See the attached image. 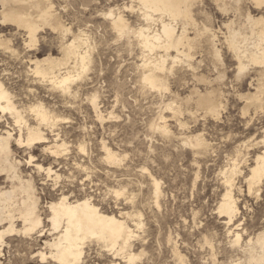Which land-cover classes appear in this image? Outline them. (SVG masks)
<instances>
[{"label": "rangeland", "instance_id": "1", "mask_svg": "<svg viewBox=\"0 0 264 264\" xmlns=\"http://www.w3.org/2000/svg\"><path fill=\"white\" fill-rule=\"evenodd\" d=\"M44 2L70 32L64 34L45 25L37 33L36 45L29 46L24 28L3 22L0 5V79L15 94L14 100L29 123L36 120L28 106L39 100L62 118L54 133H59L58 141L64 140L67 149L59 157L44 151L46 145L55 142L50 129L45 130L49 139L45 145L31 149L13 146L15 157L22 161L21 175L33 180L41 197L44 220L31 235H7L0 264H56L43 262L40 251L49 253L45 241L56 235L46 206L62 193L72 199L91 198L107 213L142 214L144 225L138 230L130 218H125L134 230L130 250L138 256L131 264H179L175 247L186 264L243 260L241 248L233 244L235 232L241 234L243 245L264 229V178L252 189L248 182L251 167L263 149L264 92L259 104L247 98L256 92V79L263 67L246 60L247 69L240 72L235 51L225 39L229 35L225 24L232 21L233 28L250 34L247 14L264 17V4L258 7L252 0H241L240 4L236 0H199L192 12L196 24L187 26L188 33L198 39L191 52L193 58H189L193 62L188 64L182 56L176 63L169 59L163 74L169 89L161 91L144 83L143 62L163 51L158 49L151 55L135 33L141 26L157 29L159 16H155L156 21L146 20L139 3L133 0ZM35 8L32 11L37 14L39 9ZM111 10L125 16L131 31L120 34L113 28L108 17ZM180 23L175 24L178 30ZM205 26L219 36L220 57L212 53V34L205 32ZM76 35L86 40L83 50L89 51L91 60L89 69L72 83L66 95L32 74L31 61L47 54L61 56L63 43ZM199 91H213V96L223 102L219 116H212L198 104ZM94 92L99 94L103 120L96 117L88 100ZM173 101L182 108L177 117L167 106ZM7 117L14 126L10 114ZM164 122L170 135L157 127ZM196 135H202L210 146L203 149L185 140ZM103 143L120 153L123 160L119 164L107 162ZM30 155L36 158L34 164L40 163L44 169L29 166L26 160ZM234 165L238 172L233 194L239 211L228 225L218 208L227 190L224 171ZM48 167L59 176H49ZM154 177L161 185L158 203ZM2 185L7 187L10 182ZM115 189L125 193L117 196ZM17 225L22 227L20 221ZM84 251L82 264H129L127 258L116 257L95 240L87 241Z\"/></svg>", "mask_w": 264, "mask_h": 264}, {"label": "bare ground", "instance_id": "2", "mask_svg": "<svg viewBox=\"0 0 264 264\" xmlns=\"http://www.w3.org/2000/svg\"><path fill=\"white\" fill-rule=\"evenodd\" d=\"M133 1L139 3L146 20L156 21L155 16H159V27L157 29L141 26L135 32L141 39L142 46L150 51L151 55L155 50L161 49L163 51V54H156L154 57L150 56L151 60H148L149 62L144 60L143 81L151 88L161 91L169 89L167 78L163 75L169 66L167 65L168 60L172 59V62L176 63L178 59V62L180 61V56L187 58L188 61L189 58H193L191 57L193 55L191 52L196 47L198 39L196 36L193 37L188 33L187 26L189 24H196L192 12L199 0ZM236 1L237 4H240L241 0ZM252 2L258 7L264 4V0H252ZM0 3L2 6L3 22H10V24L12 23L24 28L28 34L29 46L36 45L38 42L37 33L45 25L60 30L64 34L70 32V27H66L59 20L58 16L57 18L52 14L51 9L45 6L44 0H0ZM35 7L39 9L37 14H34L32 11ZM113 10L109 12V16L107 15L112 18L111 24L113 28L120 34L131 31V27L125 16L119 11L115 14ZM177 22L178 24L179 22L182 24V28L180 27L179 30L178 27L176 28ZM247 22L251 30L250 34L233 28L231 26L233 24L232 21L228 22L227 25L225 24L229 32H227L229 35L225 39L228 41L230 47L234 49L232 51H235L234 54L238 59L240 72L247 69L248 64L246 60L263 67L260 76L256 79L258 80L257 87L255 88L256 92L249 93L247 97L256 104H259L262 101V94L264 92V17L262 15L256 17L249 12L247 14ZM193 29H195V26ZM205 32L212 34L210 39L212 41V53L220 57L219 43H216L217 37H219L218 34L210 26H205ZM85 43V39L76 35L72 40H66L63 43L61 56L47 54L43 57H36L31 61L33 65L32 74L34 73L36 77L42 79L49 86L61 89V92H67L66 95H69L72 83L83 77L90 66V53L88 50H83ZM172 51L176 52L175 56L171 55ZM185 61L188 63L187 60ZM190 61L193 62V60ZM190 61L188 64H190ZM74 92L76 91L74 90ZM198 94L200 97L198 104L203 106L206 112L212 114V116H219L222 108H224V104L220 99L213 96L214 92L209 91L202 94L199 91ZM14 95L0 79V254L2 253L1 246L4 245L7 235L17 233L25 236L31 235L42 226L44 220L40 206L41 197L37 193L33 180L31 178L25 179L21 175L20 166L22 161L15 157L13 146L17 145L20 148L27 147L31 149L38 144L49 143L45 130L50 129L54 133V126L62 120L43 101L39 100L28 106L29 111L36 120L35 124L29 123L23 115V110L16 104ZM88 98L98 114L96 117L98 116L97 118L103 120L104 114L100 109L98 92L91 93ZM174 102L168 103L167 106L172 109L173 115L177 117L178 114L182 113V108L175 105ZM7 113L13 119L14 126L9 122L8 117L6 118ZM110 114L112 115V112ZM160 118L165 119L166 117ZM157 127L161 129L162 133L170 135L168 134L170 131L166 122L162 125L159 123ZM52 135L56 137L54 139L55 142L46 145L44 151L59 157L67 149V145L64 140L61 143L58 141L60 137L59 133ZM185 140L193 146L203 149L210 146L202 135L187 137ZM261 143H263L262 152L257 155L255 164L250 170V177L248 178L250 189L254 185L260 184L264 178V141ZM81 147V150H85L83 146ZM103 148L107 162L119 164L123 160L120 153L106 143H103ZM198 152L200 153V151ZM26 161L29 166H36L39 170L44 169L42 164H34L36 158L33 155H30ZM46 170L49 176L52 173L59 176L51 167H48ZM224 172L227 190L218 209L222 219L228 225H231L239 211L237 200L233 194V189L236 185L234 183V175L237 174L238 167L234 165L232 169ZM152 180L155 201L158 203L161 193L160 180L158 181L155 177ZM5 181H9L10 185L7 187L3 186L2 184ZM114 193L119 196L123 195L125 191L115 189ZM46 207L49 212L48 220L51 223L53 233H56V235L50 240L45 241L46 247L49 248V253L40 251L43 262L48 263V260H50V262L56 264H82L85 253L84 247L87 241L90 240L101 243L108 251L115 254L116 257L122 256L123 258H127L129 264L138 258L137 254L132 253V250H130V242L134 236V230L125 218H130L138 230V228L144 225L142 214L139 213L133 216L128 212L119 215L107 213L95 204L91 198L72 199V197L64 193L57 200L49 202ZM18 221L22 223L21 228L17 225ZM48 232L50 233L51 231ZM241 242V234L235 232L233 244L241 248L243 260H238V262L233 261L231 264H264V229L259 231L256 236L249 237L243 245ZM174 250L179 264H186L184 256L178 249L175 247Z\"/></svg>", "mask_w": 264, "mask_h": 264}]
</instances>
